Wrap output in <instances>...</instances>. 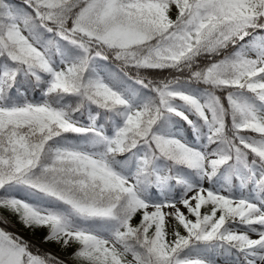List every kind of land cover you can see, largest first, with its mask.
<instances>
[{
    "label": "snow or ice",
    "instance_id": "1",
    "mask_svg": "<svg viewBox=\"0 0 264 264\" xmlns=\"http://www.w3.org/2000/svg\"><path fill=\"white\" fill-rule=\"evenodd\" d=\"M0 264H264V0H0Z\"/></svg>",
    "mask_w": 264,
    "mask_h": 264
},
{
    "label": "rangeland",
    "instance_id": "2",
    "mask_svg": "<svg viewBox=\"0 0 264 264\" xmlns=\"http://www.w3.org/2000/svg\"><path fill=\"white\" fill-rule=\"evenodd\" d=\"M11 230H13V231H16L15 229H13V228H11ZM17 232V231H16ZM42 232H38V233H36L35 235H32V234H30L28 231H27V235H26V237L27 238H29V239H35L37 242H38V240L40 239V237L42 236ZM51 249H49V250H51V251H54V252H59V249L55 246V245H48ZM44 247H46L45 245H44Z\"/></svg>",
    "mask_w": 264,
    "mask_h": 264
},
{
    "label": "trees",
    "instance_id": "3",
    "mask_svg": "<svg viewBox=\"0 0 264 264\" xmlns=\"http://www.w3.org/2000/svg\"><path fill=\"white\" fill-rule=\"evenodd\" d=\"M13 229H15L17 232H20L22 233L25 237L27 235V230H24L23 228H21V226L17 223H15V221H13V226H12ZM43 235V234H42ZM42 237V236H41ZM40 237V238H41ZM40 240V239H39ZM38 240V242H39ZM44 247V246H43Z\"/></svg>",
    "mask_w": 264,
    "mask_h": 264
},
{
    "label": "water",
    "instance_id": "4",
    "mask_svg": "<svg viewBox=\"0 0 264 264\" xmlns=\"http://www.w3.org/2000/svg\"><path fill=\"white\" fill-rule=\"evenodd\" d=\"M45 246H46V248L51 249L48 245H45Z\"/></svg>",
    "mask_w": 264,
    "mask_h": 264
}]
</instances>
